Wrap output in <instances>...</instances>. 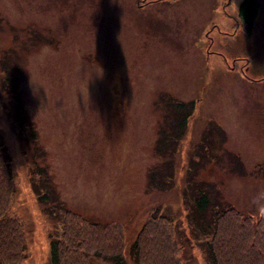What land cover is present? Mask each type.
Returning a JSON list of instances; mask_svg holds the SVG:
<instances>
[{
	"label": "rangeland",
	"instance_id": "obj_1",
	"mask_svg": "<svg viewBox=\"0 0 264 264\" xmlns=\"http://www.w3.org/2000/svg\"><path fill=\"white\" fill-rule=\"evenodd\" d=\"M238 1L0 0V130L24 264L49 263L52 234L61 264H112L102 254L117 250L122 264H264V219L251 204L264 190V97L251 71H238L248 46ZM257 5L250 31L260 50L264 0ZM44 45L53 54L41 62ZM214 52L228 67L205 57ZM14 66L23 74L6 91L1 76ZM12 93L36 130L28 153L45 165L31 173L35 186L4 113ZM193 99L177 131L169 104ZM45 174L53 205L68 211L57 229L60 211L36 199Z\"/></svg>",
	"mask_w": 264,
	"mask_h": 264
},
{
	"label": "trees",
	"instance_id": "obj_2",
	"mask_svg": "<svg viewBox=\"0 0 264 264\" xmlns=\"http://www.w3.org/2000/svg\"><path fill=\"white\" fill-rule=\"evenodd\" d=\"M257 2L258 0H239L237 2L236 13L241 18L244 23V29L248 32L251 23L254 20V16L257 10ZM31 35V32L25 31V35ZM23 71L18 67H11L10 70L6 71L2 77V88L4 90H15L16 82L22 77ZM12 97V99H11ZM3 100V97L1 98ZM7 104H4V113L6 114L7 119L15 123L14 129L15 134H19V139L22 144V148L24 149L23 153L28 155L30 159H27V167H28V183L35 186V182L31 177V173H44V166H37L36 157H33L28 153L30 148V144L34 143V138L36 137V130L33 126L31 119H29L27 113L20 106V103L16 99L15 95L12 93L8 98ZM174 105L169 104V109H173V114L171 116V122L173 127L176 125L177 131L182 130L184 126V122L186 117L191 113V110L194 105V99L185 105V103L173 101ZM185 106V109L182 111L183 114L181 117H177V107ZM0 110L1 107H0ZM186 110V111H185ZM1 123V122H0ZM175 128V127H174ZM160 141L167 142L165 138H160ZM170 142V140H169ZM29 146V147H28ZM34 146V145H33ZM35 148V147H33ZM163 148H165L163 146ZM167 149V148H165ZM8 149L5 141V135L1 133L0 130V264H24L27 262V245L24 238L23 231V223L18 210L14 209L16 205L15 199H12V195L14 192V175L15 171H12L10 158L8 154ZM40 176L38 175L39 182H42L43 190H41L38 194H36V199L41 204H47L43 206L47 213L52 214L53 210L60 211V219H56V226L58 227L59 221H64V212L68 213L67 209L60 207L57 205H53L54 201H56V196L49 193L50 182L47 178V174H45V178L40 180ZM52 188V187H51ZM207 202V198H205L204 192L200 191L196 196V208L198 213H200L205 207ZM63 208V209H62ZM41 209V207H40ZM219 213H215L216 218ZM161 227L165 225L162 221L160 222ZM168 228L166 229L167 232ZM168 233V232H167ZM53 237L49 238L47 241V251H48V264H61L60 260L64 257L60 250V239L56 237L57 235L52 234ZM139 236L135 237L130 241L129 250L133 247L137 246ZM44 242V240H43ZM103 257H106L111 260L112 264H122L121 253L120 251L110 252L106 254H102ZM132 258L136 259V255H132ZM43 262L45 263V257Z\"/></svg>",
	"mask_w": 264,
	"mask_h": 264
},
{
	"label": "crops",
	"instance_id": "obj_3",
	"mask_svg": "<svg viewBox=\"0 0 264 264\" xmlns=\"http://www.w3.org/2000/svg\"><path fill=\"white\" fill-rule=\"evenodd\" d=\"M235 11H236V8H235ZM257 13H258V11H257ZM256 17H257V14H256ZM255 32L257 33V35L262 34V38H264V33L261 30H259L260 33L256 30H255ZM244 39L247 40L246 43L248 46L246 49L245 48L238 49V51L244 52L245 56H247V59H245L243 62H240V67L238 68V71L250 70L252 73L251 75L253 77H256V79H255L256 82L250 84L249 86H255L254 89L256 92V94H255L256 97H264V47L260 48V50H257L258 46L255 43V40H254L255 34L253 31H249L248 33L243 34L242 35L243 42H245ZM236 41L239 42V31H237ZM263 44H264V42H263ZM202 56H203V51L201 53L200 59L202 58ZM205 57L209 58L212 63L217 62L221 66L222 65L224 67L227 66L226 64H223L222 58L219 57L218 53H216V52H214V54H205ZM200 66H203L202 63L200 64ZM223 71L226 72L225 69ZM237 75H238L237 78L235 77V79H234V82H236L234 84V87L244 88L245 85L243 86V84H248L249 80H243L242 76H240L239 74H237ZM263 103H264V101H263ZM261 113L262 114H259L260 117L263 116L264 110Z\"/></svg>",
	"mask_w": 264,
	"mask_h": 264
},
{
	"label": "clouds",
	"instance_id": "obj_4",
	"mask_svg": "<svg viewBox=\"0 0 264 264\" xmlns=\"http://www.w3.org/2000/svg\"><path fill=\"white\" fill-rule=\"evenodd\" d=\"M49 54H53L52 49L48 45H44L40 50L38 59L42 62ZM238 187H242V185ZM251 204L255 206L257 216L264 219V190L256 193L251 198Z\"/></svg>",
	"mask_w": 264,
	"mask_h": 264
}]
</instances>
